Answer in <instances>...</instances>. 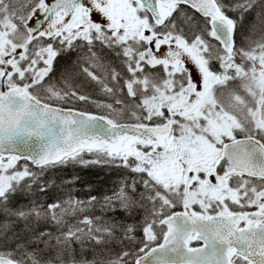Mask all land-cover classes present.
I'll use <instances>...</instances> for the list:
<instances>
[{
	"label": "snow or ice",
	"instance_id": "6c2138e0",
	"mask_svg": "<svg viewBox=\"0 0 264 264\" xmlns=\"http://www.w3.org/2000/svg\"><path fill=\"white\" fill-rule=\"evenodd\" d=\"M0 264H264V0H0Z\"/></svg>",
	"mask_w": 264,
	"mask_h": 264
},
{
	"label": "trees",
	"instance_id": "16d2710c",
	"mask_svg": "<svg viewBox=\"0 0 264 264\" xmlns=\"http://www.w3.org/2000/svg\"><path fill=\"white\" fill-rule=\"evenodd\" d=\"M82 175V179L83 180H87V181H91L92 183H95V185L97 186V187H99V181H98V177L93 173V172H88V173H82L81 174ZM103 173H101V177H103ZM95 181V182H94ZM77 189V190H76ZM76 190V191H75ZM86 190V191H85ZM75 191V192H74ZM81 191H83V192H81ZM87 191H88V189L86 188H75V189H73V192L74 193H81L80 195L81 196H83V195H85L86 193H87ZM85 192V193H84Z\"/></svg>",
	"mask_w": 264,
	"mask_h": 264
},
{
	"label": "bare ground",
	"instance_id": "6f19581e",
	"mask_svg": "<svg viewBox=\"0 0 264 264\" xmlns=\"http://www.w3.org/2000/svg\"><path fill=\"white\" fill-rule=\"evenodd\" d=\"M94 182H95V181H94ZM93 184H95V183H93ZM74 189H75V188H74ZM85 189H86V188H85ZM76 190H77V189H76ZM76 190H75V191H76ZM75 191H74V192H75ZM85 191H86V190H85ZM81 192H83V191H81ZM76 193H77V192H76ZM84 193H85V192H84ZM80 194H81V193H80ZM83 196H84V195H83Z\"/></svg>",
	"mask_w": 264,
	"mask_h": 264
}]
</instances>
